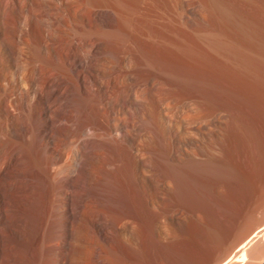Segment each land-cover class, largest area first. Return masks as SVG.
Segmentation results:
<instances>
[{
    "label": "bare ground",
    "instance_id": "bare-ground-1",
    "mask_svg": "<svg viewBox=\"0 0 264 264\" xmlns=\"http://www.w3.org/2000/svg\"><path fill=\"white\" fill-rule=\"evenodd\" d=\"M187 1L178 20L193 31L169 25L164 0L92 12L87 0H0L14 31L0 34V264H77L78 245L82 264L249 259L264 213L215 254L202 240L247 199L249 163L264 160V18L248 0ZM201 4L217 21L194 27ZM184 98L213 109L191 139L171 129L168 102ZM172 209L195 217L193 232Z\"/></svg>",
    "mask_w": 264,
    "mask_h": 264
},
{
    "label": "rangeland",
    "instance_id": "rangeland-1",
    "mask_svg": "<svg viewBox=\"0 0 264 264\" xmlns=\"http://www.w3.org/2000/svg\"><path fill=\"white\" fill-rule=\"evenodd\" d=\"M49 1L51 3H53L56 0L55 1L49 0ZM179 1L180 0H167V1L164 0V2L167 4L168 9H169L168 10L169 15H167L169 23H170L169 25H171L174 28L185 27L184 29H186L188 31H193V29L191 28L193 26H191V27L185 26L182 20H178V18L180 19V16H178V15H180V11H181V9L179 10V8H180ZM199 1H200L199 3H201V1H202V4H203V1L208 2L207 0H199ZM248 1L250 3V6H249L250 14H252L253 16H256L257 14L258 15L262 14L263 18H264V6L262 4H260L259 2L254 1V0H248ZM73 2H74V0H70L69 5L77 4V3H75L76 1L74 3ZM102 2H103V0H87V3L89 5L87 7V9L89 8L88 11L92 12ZM197 2H198V0H188L185 3V5H186V7H193V5H196ZM202 4L198 8L197 13L191 15V19L193 21V24L195 25L194 27H197V25H200V23H202L205 20H207L209 22H216L217 21L216 15L213 13V11H211L209 8H206V6L205 7L203 6V5H205V2L203 5ZM201 6H203V7H201ZM174 7H175V9H174ZM175 16H177V17H175ZM175 18H177V19H175ZM262 21H263L262 22V24H263L264 20H262ZM178 22H179V24H178ZM35 23H36L35 21L32 22V30H33V28L36 29ZM174 23H175V25H174ZM263 26H264V24H263ZM13 32L14 31H13V26H12V20L10 18H7V20L5 22H0V34L2 35V37L4 39L12 38ZM2 54H3L4 60H6L5 62H7V61L9 62V56L5 52H3ZM12 70L14 71V68L11 69V71ZM13 71L11 74H12V76L15 77ZM25 72L28 73V71H25ZM200 100L195 99V98H189V99L184 98V100L181 99V101L180 100H172V101L170 100L171 102L170 101H169L170 103L168 102V104L170 106L169 111L171 113L170 115L172 118L171 129L173 128L172 133H174L175 136L180 137L181 139H184V138L185 139H191L192 134L190 131H192V130H190V129H192V127L195 123V119L199 118L198 116H200V115H202L200 117V119L201 118L204 119L205 117L210 118L212 116L211 113H213V111H212L213 109H212L211 105L210 104L208 105V102H206V101H203V100L200 101ZM141 115H143L145 117L142 119ZM184 115H186V116H184ZM138 116L140 117V119L144 120L143 121L144 124L147 123L148 126H150V127H152V125H153L152 129L154 130V133H156V134L160 133L162 128H160L161 130L159 129V127H161V126L156 125V121H154V118H153V120H151L152 119L151 117H148V116L146 117V115L143 114V112H141V111H139ZM182 116L187 117V119L182 120L183 119ZM188 119H190V120H188ZM210 127L202 129L200 131L201 133L198 137L199 139L202 138L200 140V144H201L200 147L203 149H204V147L206 148V147L211 145L210 142H211V138H212L211 137L212 132L210 130ZM188 135H189V137H188ZM259 160H261V162L259 161L260 162L259 163L257 160L258 164L256 163V160H253L252 162H250L251 164L249 163V165H251L250 167H252V168H250L248 165V167L250 169L248 170V168H247V171H249L250 173L249 172L247 173L248 174L247 178L249 179L248 183H249L250 189L248 191V194L246 195L247 199H245V197L242 196L243 198L240 197L241 200L239 198L236 200L237 203L235 202V205L233 208V210H234L233 214L234 215L232 217L228 215L225 218L226 221L224 220V222H222V225H220V227H219V233L218 234L220 236L217 235V236L213 237V235L211 236V234L209 232L208 233L204 232L205 235H203V240H202L203 247H204V248H202L203 249L202 251H204L203 255L205 254V256H208V255H212V254L217 253L220 250V248L222 247L225 240H231V239L240 237L242 235L244 236L247 233L249 226L251 227V226L255 225L258 222V220H260V218L262 217V215L264 213V167H263L264 163L262 162V161H264L263 157H262V159L260 158ZM254 161H255V165L257 164L256 166L253 163ZM260 164H262V166H260ZM253 165H254V167H253ZM222 190H224V188H222ZM77 195H78V192L76 191L75 196H77ZM150 195H151V199L155 201V194L153 192H151ZM240 202L243 206L240 204ZM171 211H172L171 212L172 214L174 212V215L177 212L176 209H172ZM178 213H176V215L180 216V220H181L180 223L183 224V226L186 229H189L190 231H192V229L194 228V224L197 222V221H195L196 220L195 217L189 212L182 211V212H178ZM230 219H231V221H230ZM227 221H229V222H227ZM76 247L80 248L81 245L80 246L78 245ZM76 247H75L76 251L80 250L79 255H77V258H76L78 261H76V262H77V264H82L85 261V255L83 252L84 248L82 247L79 249ZM248 249L250 252H252V253L249 252V254H250L248 256L249 259L247 258L246 262L240 263V264H261L262 261H264V234L257 236V238L251 242L250 246H248Z\"/></svg>",
    "mask_w": 264,
    "mask_h": 264
}]
</instances>
